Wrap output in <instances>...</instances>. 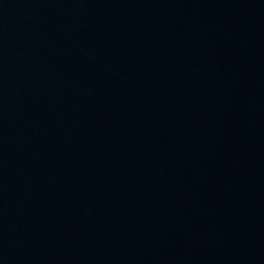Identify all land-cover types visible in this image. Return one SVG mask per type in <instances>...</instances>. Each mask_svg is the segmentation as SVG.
Instances as JSON below:
<instances>
[{"label":"water","instance_id":"water-1","mask_svg":"<svg viewBox=\"0 0 264 264\" xmlns=\"http://www.w3.org/2000/svg\"><path fill=\"white\" fill-rule=\"evenodd\" d=\"M0 264H264V0H0Z\"/></svg>","mask_w":264,"mask_h":264}]
</instances>
